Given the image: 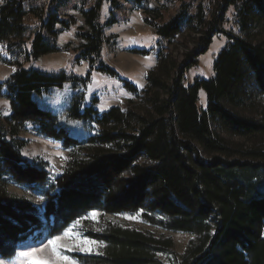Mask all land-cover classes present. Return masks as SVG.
<instances>
[{
  "label": "trees",
  "instance_id": "obj_1",
  "mask_svg": "<svg viewBox=\"0 0 264 264\" xmlns=\"http://www.w3.org/2000/svg\"><path fill=\"white\" fill-rule=\"evenodd\" d=\"M119 1L82 0L77 9L83 28L77 31L75 60L89 67L83 78L23 66L59 52L58 37L73 26L60 12L67 0L2 1L0 48L16 70L0 83V97L10 109L8 118L0 119V259H11L17 244L42 227L53 239L98 211L138 214L147 225L192 239L178 256L170 238L105 225L92 235L102 244L100 253L70 255L77 264H264V0H173L169 4L177 10L166 21L149 0H121L142 11L159 46L184 34L193 47L178 62L157 53L140 110L112 107L99 115L94 101L81 111L85 93H73L68 119L99 129L77 141L32 96L65 84L75 91L86 87L91 72L118 77L102 59L104 28L113 24L102 17L105 5L113 15ZM227 14L235 31L222 33ZM217 34L226 44L215 59L213 78L185 87L186 73ZM200 91L205 108L198 105ZM24 125L73 151L45 193L43 218L52 219L45 225L32 203L10 196L3 182L9 178L29 189L48 185L44 164L21 154Z\"/></svg>",
  "mask_w": 264,
  "mask_h": 264
},
{
  "label": "rangeland",
  "instance_id": "obj_2",
  "mask_svg": "<svg viewBox=\"0 0 264 264\" xmlns=\"http://www.w3.org/2000/svg\"><path fill=\"white\" fill-rule=\"evenodd\" d=\"M2 1L0 0V6ZM169 1L173 0H149L151 7L161 9L163 21L171 18L177 10L174 4H169ZM82 4V0H67L66 6L60 10L63 16L70 17L73 26L58 37L59 52L41 57L36 62L23 64L24 68H35L53 74L64 72L82 78L89 72L87 63L83 61L76 62L75 60L81 44L76 35L77 31L83 28L82 18L77 9ZM118 6L116 11L113 9L114 14L112 15L110 7L105 5L102 17L104 24L107 22L113 23L106 24L104 28L102 59L106 65L117 72L118 77L110 78L106 75L91 72L86 87L77 86L75 91L70 84H65L60 89L53 88L39 96H32L36 106L57 115L62 124L67 127L70 137L77 141H87L97 135L99 129L89 122L68 119L67 109L73 93H81L82 91L85 93L81 111L88 106H92L94 101H96L94 108L99 115L112 107L119 108L122 112L130 109L140 110L139 107L142 104L140 101L147 87V77L156 70L158 65L157 53L167 54L173 61L178 62L193 47L188 41L189 38L184 34L176 37L171 44L162 43L159 46V40L155 32L144 23L142 11L135 6L125 4L121 0L118 2ZM226 21L222 33L232 29L231 14H227ZM225 44L226 39L223 34H217L213 38L207 52L197 59V65L191 67L186 73L184 77L185 87L191 86L195 79L209 80L213 78L215 59ZM141 50L147 51L149 54L144 55L135 52ZM15 70V66L7 63L3 50L0 48V83L5 81ZM121 81H127L136 89V92L132 93L124 89ZM198 105L201 108L206 106V96L203 91L199 92ZM9 115V105L4 98L0 97V119L5 121ZM18 137L25 143L21 151L22 156L30 163L44 164L48 176V185L29 189L14 184L9 178H4V186L10 196L23 197L31 202L38 211L40 221L45 225L47 221H52L51 218L49 220L43 218L45 193L50 191L55 179L62 175L67 159L73 151L64 149L61 145L39 136L30 125L22 126ZM94 213L95 216H93ZM105 225L132 228L157 238H170L174 245L173 250L178 256L183 254L185 247L192 239L187 234L167 232L147 225L140 220L138 214L111 215L93 211L83 219L70 225L64 233L58 236L60 238V255L68 257L71 264H77L71 258L70 255L72 254L98 255L102 249V244L92 239V235L99 233ZM56 238L49 239L46 228L42 227L41 230L33 233L25 241L18 243L15 255L11 259H0V264H27L26 258L22 257L20 253L31 252L33 249L37 250L35 258L55 260L49 241ZM84 241H95L96 243L85 244ZM81 247H90L92 251H80ZM159 259L165 262L163 256H159ZM58 264H64V262L59 261Z\"/></svg>",
  "mask_w": 264,
  "mask_h": 264
},
{
  "label": "snow or ice",
  "instance_id": "obj_3",
  "mask_svg": "<svg viewBox=\"0 0 264 264\" xmlns=\"http://www.w3.org/2000/svg\"><path fill=\"white\" fill-rule=\"evenodd\" d=\"M93 216H95V213L93 214ZM59 240L60 238H56L54 240H50L49 241V245L52 248L53 254L55 256V260H48V259H44V258H35V253H36V249H33L31 252H22L20 253V255L24 258H26L27 260V264H58L59 261H63L64 264H71V262L69 261V258L66 256H62L59 253ZM83 243L85 244H95V241H84ZM80 251H92V249L89 248H84L81 247Z\"/></svg>",
  "mask_w": 264,
  "mask_h": 264
}]
</instances>
